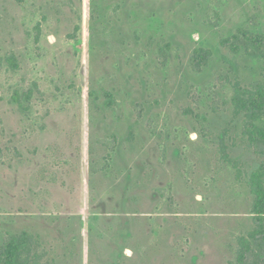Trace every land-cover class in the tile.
Instances as JSON below:
<instances>
[{
    "label": "rangeland",
    "instance_id": "1",
    "mask_svg": "<svg viewBox=\"0 0 264 264\" xmlns=\"http://www.w3.org/2000/svg\"><path fill=\"white\" fill-rule=\"evenodd\" d=\"M235 84L264 0H0V264H264Z\"/></svg>",
    "mask_w": 264,
    "mask_h": 264
},
{
    "label": "trees",
    "instance_id": "2",
    "mask_svg": "<svg viewBox=\"0 0 264 264\" xmlns=\"http://www.w3.org/2000/svg\"><path fill=\"white\" fill-rule=\"evenodd\" d=\"M245 35L247 41L252 43L259 38L251 33H245ZM206 57L207 54H204L201 49H196L190 61L191 66L195 70H198L200 66L205 65ZM232 101L235 110L239 113L244 112L248 117L246 133L248 134V141L250 144L254 145L264 142V129L258 127L254 123L260 119V115L264 111V88L259 87L252 92L235 84ZM247 185L250 193L254 197L252 213L259 226V229L252 234V237L256 238L257 235H261L264 231V164L250 174ZM25 243V241L18 242V246L15 248V251L13 250L10 256L9 264H31ZM248 251L249 247L244 241L239 253L240 264L246 263Z\"/></svg>",
    "mask_w": 264,
    "mask_h": 264
}]
</instances>
